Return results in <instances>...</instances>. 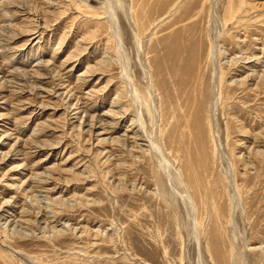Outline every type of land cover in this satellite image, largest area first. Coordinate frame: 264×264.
I'll use <instances>...</instances> for the list:
<instances>
[{
  "label": "rangeland",
  "instance_id": "obj_1",
  "mask_svg": "<svg viewBox=\"0 0 264 264\" xmlns=\"http://www.w3.org/2000/svg\"><path fill=\"white\" fill-rule=\"evenodd\" d=\"M0 264H264V0H0Z\"/></svg>",
  "mask_w": 264,
  "mask_h": 264
},
{
  "label": "bare ground",
  "instance_id": "obj_2",
  "mask_svg": "<svg viewBox=\"0 0 264 264\" xmlns=\"http://www.w3.org/2000/svg\"><path fill=\"white\" fill-rule=\"evenodd\" d=\"M77 1L79 2V0H77ZM243 1H244V0H243ZM82 2H83V1H82ZM78 5H79V4H78ZM84 5H85V4H84ZM99 10H100V9H99ZM102 11H104V10H102ZM90 13H93V14H95V15H97V14L100 15L98 11H92V12H90ZM104 13H105V12H104ZM101 15H102V14H101ZM220 76H221V75H220ZM221 77H222V76H221ZM219 78H220V77H219ZM218 80H220V81H219V84H222V83H221V80H222V79L220 78V79H218ZM146 87H147V86H146ZM219 90H220V89H219ZM212 93H213V91H212ZM217 93H218V92H217ZM214 95H215V94H214ZM219 95H220V92H219ZM212 96H213V94H212ZM144 139H145V138H144ZM149 142H150V141H149ZM136 144H137V143H136ZM236 191H237V190H236Z\"/></svg>",
  "mask_w": 264,
  "mask_h": 264
}]
</instances>
